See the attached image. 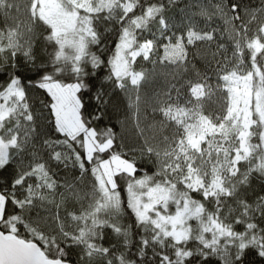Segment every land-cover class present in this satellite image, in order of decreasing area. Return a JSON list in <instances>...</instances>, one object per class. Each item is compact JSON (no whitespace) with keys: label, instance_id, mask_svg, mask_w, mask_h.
<instances>
[{"label":"snow or ice","instance_id":"obj_1","mask_svg":"<svg viewBox=\"0 0 264 264\" xmlns=\"http://www.w3.org/2000/svg\"><path fill=\"white\" fill-rule=\"evenodd\" d=\"M0 264H264V0H0Z\"/></svg>","mask_w":264,"mask_h":264},{"label":"trees","instance_id":"obj_2","mask_svg":"<svg viewBox=\"0 0 264 264\" xmlns=\"http://www.w3.org/2000/svg\"><path fill=\"white\" fill-rule=\"evenodd\" d=\"M147 67H150L148 65H146ZM155 87L157 88H163L165 87V79L163 76H159L156 80V83H155ZM212 107H215V105H212ZM118 131H125V129H121V128H118ZM127 132L129 135H131V126L129 125L128 126V129H127ZM144 168H147L149 170V172L151 171V168L149 165H147V163L145 162L144 165H143Z\"/></svg>","mask_w":264,"mask_h":264}]
</instances>
